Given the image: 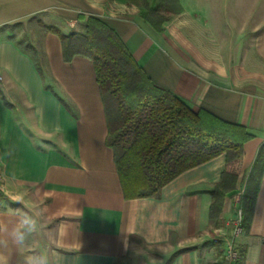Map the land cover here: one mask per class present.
<instances>
[{
	"label": "crops",
	"instance_id": "crops-1",
	"mask_svg": "<svg viewBox=\"0 0 264 264\" xmlns=\"http://www.w3.org/2000/svg\"><path fill=\"white\" fill-rule=\"evenodd\" d=\"M180 8L157 33L127 0H0V222L20 208L40 216L46 238H34L32 249L58 246L64 264H138L133 253L143 248L171 253L154 264L184 250L172 264L220 262L214 234L237 219L242 199L234 198L264 145V0H180ZM80 17L116 30L150 79L192 111L254 136L218 219L210 218V193L225 155L182 174L160 198L124 199L94 64L66 63L47 30L84 33ZM27 24L38 59L13 36ZM236 242L244 253L237 264H264V173L249 230Z\"/></svg>",
	"mask_w": 264,
	"mask_h": 264
},
{
	"label": "trees",
	"instance_id": "trees-1",
	"mask_svg": "<svg viewBox=\"0 0 264 264\" xmlns=\"http://www.w3.org/2000/svg\"><path fill=\"white\" fill-rule=\"evenodd\" d=\"M127 1L139 8L141 17L157 33L165 31L167 0ZM174 3L177 11L172 13L178 14L180 0ZM85 21L84 33L64 35L55 27L47 30L59 37L66 63L82 57L94 64L107 120L106 145L114 153L124 199L160 198L164 187L182 174L225 155L221 181L210 193V218L218 219L227 196L237 189L245 145L254 136L246 127L227 123L205 110L192 111L150 79L116 30L96 17ZM263 173L264 145L242 196L244 231L250 227Z\"/></svg>",
	"mask_w": 264,
	"mask_h": 264
},
{
	"label": "clouds",
	"instance_id": "clouds-1",
	"mask_svg": "<svg viewBox=\"0 0 264 264\" xmlns=\"http://www.w3.org/2000/svg\"><path fill=\"white\" fill-rule=\"evenodd\" d=\"M34 238H46L40 216L27 208L16 210L11 222H0V264H64L57 247L32 249Z\"/></svg>",
	"mask_w": 264,
	"mask_h": 264
},
{
	"label": "rangeland",
	"instance_id": "rangeland-1",
	"mask_svg": "<svg viewBox=\"0 0 264 264\" xmlns=\"http://www.w3.org/2000/svg\"><path fill=\"white\" fill-rule=\"evenodd\" d=\"M148 1H151V0H148ZM138 2H139V4H141L140 0H138ZM131 5H134V4H131ZM135 7L138 8L137 6H135ZM166 7H167V11H170L171 13H169L165 10ZM163 10L165 11V12H163L164 15H166L170 20L174 14L172 12L177 11V6L174 3V0H167L165 5H164ZM12 32L14 33L13 36H14V38L17 39L18 43L25 50L32 52L34 57L36 59H38L39 52H36V51L32 50V48H31V42H30V38L32 36L31 24H27V25L18 27L16 29H13ZM260 87H264V85H260ZM235 221L236 220L231 222L230 230L227 233H224L223 235H221L220 233L214 234L212 243L215 247L216 255H218L220 257L219 259H222L223 256L225 255V253L227 251V243L228 242H233L234 245H236L240 249V247L238 246V244L236 242L237 239H235L233 236ZM224 238H226L225 241H223ZM133 255H135L134 260L136 259V261H138V264H154L157 262L158 258H164V261L168 260L169 259L168 257H170L171 253H167L165 250H162L161 252H156V251H152V250L143 248V249L138 250V252L136 254L133 253ZM143 257H146V258H143Z\"/></svg>",
	"mask_w": 264,
	"mask_h": 264
},
{
	"label": "built area",
	"instance_id": "built-area-1",
	"mask_svg": "<svg viewBox=\"0 0 264 264\" xmlns=\"http://www.w3.org/2000/svg\"><path fill=\"white\" fill-rule=\"evenodd\" d=\"M3 81V77L0 75V83ZM5 191V179L3 174V166L0 160V192L3 193ZM242 196L238 195L234 198L235 203L239 204L241 202ZM244 233L243 229V215L242 210L240 209L237 212V219L234 225L233 236L235 239L239 238ZM241 253L240 249L234 245L233 242L227 243V251L223 258L220 260L218 264H237L240 261Z\"/></svg>",
	"mask_w": 264,
	"mask_h": 264
}]
</instances>
